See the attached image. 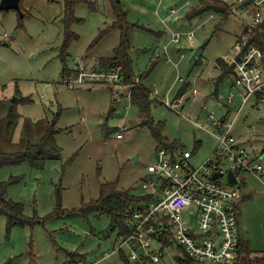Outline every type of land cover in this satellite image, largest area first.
I'll use <instances>...</instances> for the list:
<instances>
[{
	"label": "rangeland",
	"instance_id": "1",
	"mask_svg": "<svg viewBox=\"0 0 264 264\" xmlns=\"http://www.w3.org/2000/svg\"><path fill=\"white\" fill-rule=\"evenodd\" d=\"M120 1L128 23L135 24L128 31L129 73L151 93L158 92L157 96L151 94L152 117L165 122L163 136L167 140H178L183 149L194 152L191 163L197 168L213 155L218 142L214 121L221 119V111H228L227 99L234 83L232 74L219 83L217 60L234 56L236 39L245 32L247 21L230 16L215 33L222 18L219 14L209 12L191 21L180 19L196 0ZM21 3L22 18L16 10H0V100L8 102L17 97L14 102H18L15 110L19 115L12 142H3L4 148H25L27 142L22 140L28 132H32L30 141L38 142L57 118L55 143L62 150L61 159L47 160L41 169L28 162L0 169V183L19 179L8 186L7 199L21 203L26 217L39 218L34 225L8 229L5 216L0 214V264H125L122 253H114L119 228L112 219L107 214H91L85 219L81 210L100 196L105 182H114L134 195H145L141 185L152 176L148 169L157 161L159 142L152 128L142 124L145 118L134 92L127 109V101H114L112 87L104 83L70 90L63 80L65 65L76 70L78 59L87 67L97 68L101 59L115 54L122 32L112 28L116 16L111 1L86 0L75 7L74 14L81 22H75L71 30L80 38L67 48L65 63L61 56L65 0ZM172 7L176 14L171 13ZM261 23L260 31H264V18ZM178 32L183 38L171 43L172 34ZM190 32H194L192 38ZM186 85L185 96L178 98ZM195 88L199 92L196 96ZM20 96L33 101H23ZM165 97L181 100L182 111L164 106ZM240 101L236 97L234 104L238 106ZM235 116L234 109L226 123H232ZM233 123V135L261 159L264 107L246 105ZM124 127L128 130L123 131ZM119 132L124 136L118 139ZM245 177L240 195L246 191L256 194L259 197L254 203L261 206L264 181L251 173ZM197 210L193 205L186 213ZM172 242H165L168 246L153 244L151 250L160 257L153 264L184 260L183 251ZM124 250L128 256L129 250Z\"/></svg>",
	"mask_w": 264,
	"mask_h": 264
},
{
	"label": "built area",
	"instance_id": "2",
	"mask_svg": "<svg viewBox=\"0 0 264 264\" xmlns=\"http://www.w3.org/2000/svg\"><path fill=\"white\" fill-rule=\"evenodd\" d=\"M222 1L232 5L236 18L247 21L249 32L263 22L264 0ZM189 4L190 1L185 6ZM171 13L176 14V8L172 7ZM250 13L253 15L250 16ZM193 36L194 32H190L189 37ZM182 38V32L173 33L170 42L177 44ZM249 40V33L242 32L236 40L234 56L225 59L234 69V83L227 106H233L236 97L241 100L238 106H234L235 118L246 105L256 109L264 107V50L250 44ZM78 63V69L63 76L70 90L104 83L112 87L114 101H127L126 108H129L135 86L141 80L136 78L132 84L126 83L122 65L107 69L87 67L80 60ZM178 80L184 79L179 77ZM193 92L195 96L199 93L196 88ZM165 99L164 106L176 112L182 111L181 100ZM222 112L223 116L225 111ZM235 118L232 123H223L221 119L214 121L218 139L216 148L213 155L197 168L191 163L195 156L193 151L158 148L156 154L159 158L148 169L152 176L141 185L149 198L136 209L126 212L125 233L119 235L114 253H122L125 248L129 250L128 259L132 264L157 263L160 257L155 250H151L153 244L164 245V240L169 239L170 243L173 240L177 244L186 258L199 264H234L238 261L241 241L238 216L240 188L246 173L264 181V153L259 159L233 135ZM125 130L128 128L124 127ZM122 132L117 134L118 139L124 136ZM216 173H220L221 177L214 179ZM230 173H233L236 184L229 183ZM224 178L225 184L222 183ZM193 205L198 210L186 213Z\"/></svg>",
	"mask_w": 264,
	"mask_h": 264
},
{
	"label": "trees",
	"instance_id": "3",
	"mask_svg": "<svg viewBox=\"0 0 264 264\" xmlns=\"http://www.w3.org/2000/svg\"><path fill=\"white\" fill-rule=\"evenodd\" d=\"M86 0H65L66 8L63 16L64 21V43L62 46V61L65 63L66 58L68 56L67 48L73 41H77L80 36L71 30L72 25L75 22H81V19L77 18L74 14L75 7L84 3ZM111 1V5L113 8L114 16H116V22L113 27H118L122 32L121 41L119 45L116 47L115 54L112 57L101 59L100 65L97 68H117V66H124L125 69V82L132 84L135 79L132 78L131 72V57H130V35L129 29L131 26H134V23H128L127 20V12L120 0H109ZM93 9H96V6L92 5ZM23 10V7H22ZM213 12L222 16L220 22L215 26L216 30L224 24L225 20L230 16H234L232 13V5L228 4L222 0H196V4L193 5V8L186 12L185 18L189 21L193 20L194 17L202 16L205 13ZM24 13V12H23ZM24 17V16H23ZM21 18V17H20ZM262 24V23H261ZM263 28V25H257L252 32H249V27H246L245 32L250 35V44L259 46L264 50V31H260ZM161 35V33H159ZM237 37L236 40H238ZM78 61V59H77ZM218 65L221 69V74L219 75V83H222L224 79L230 75L234 74L233 66L230 65L224 59L217 60ZM130 68V69H129ZM73 69H67L66 65L63 69V76L73 72ZM234 78V76H233ZM187 85L180 89L179 97L185 96ZM195 90V89H194ZM134 94H136L139 99V109H141V114L144 116L145 120L142 124L149 125L153 130V135L156 140L159 142V148L164 147L172 150L181 149L182 143L178 140L169 141L163 136V130L165 129V122L160 121L156 122L151 115V104L152 97L151 92L147 89L141 82L137 83L134 89ZM21 97V96H20ZM21 99L28 100V102H32L33 99L29 97H21ZM18 102H14L10 100L5 102V100H0V169L10 165H21L26 162L31 164L32 167L36 169H41L46 164L47 160H57L61 159V148L57 143H55V134H56V120L52 122V124L48 126V129L41 136L38 142L33 143L30 141V133L28 132L23 142H27L25 148L18 150H10L7 151L4 148V143L12 142V129L15 123L18 121L19 115L15 110V106ZM233 106H236L235 104ZM229 107L228 111L224 113L221 118V122L225 123L227 118L235 107ZM22 143V142H20ZM161 146V147H160ZM199 146V145H198ZM19 179L13 178L9 183L2 182L0 183V214L4 215L7 222L8 229H11L14 225H22L26 226L27 224L34 225L39 223L37 217H29L25 216V207L14 200L7 199V188L11 183H16ZM101 194L97 199L92 200L88 205L82 208L81 213L85 219L89 217L91 214L103 215L107 214L110 219H112L115 227L119 228V235L121 233H125V214L129 210H134L136 207L140 206L144 200H147L149 196L145 195H134L130 190L119 189L117 184L114 182H105L101 186ZM169 245V239L164 240ZM169 242V243H168ZM166 245V246H168ZM239 257L238 261L234 264H242V255L244 254V247L242 246V242L239 244ZM125 251H122V259L125 264H132ZM246 254V253H245ZM194 261L184 257L179 260V264H191ZM196 263V262H194Z\"/></svg>",
	"mask_w": 264,
	"mask_h": 264
},
{
	"label": "crops",
	"instance_id": "4",
	"mask_svg": "<svg viewBox=\"0 0 264 264\" xmlns=\"http://www.w3.org/2000/svg\"><path fill=\"white\" fill-rule=\"evenodd\" d=\"M185 5L186 3L181 8L182 11L186 10ZM180 19L185 20L186 18L182 17ZM257 197L259 196L246 191L239 198V227L240 232L242 230L245 235L241 232V242L244 247L242 264H264V226L262 227L264 225V199L261 200V206L258 203L255 205L254 201H257ZM252 205L255 206L252 207ZM254 220L257 222L256 225Z\"/></svg>",
	"mask_w": 264,
	"mask_h": 264
},
{
	"label": "water",
	"instance_id": "5",
	"mask_svg": "<svg viewBox=\"0 0 264 264\" xmlns=\"http://www.w3.org/2000/svg\"><path fill=\"white\" fill-rule=\"evenodd\" d=\"M0 10L2 11H6V10H16L20 17L22 18V16H24L23 10H22V3L21 0H0ZM13 101L16 100L17 97L13 96ZM221 114H223V112L221 111ZM157 159L159 158L158 154H156ZM219 177H221L220 173H216L214 175V179H218ZM229 183L230 184H236V179L233 175V173H230L229 176Z\"/></svg>",
	"mask_w": 264,
	"mask_h": 264
}]
</instances>
